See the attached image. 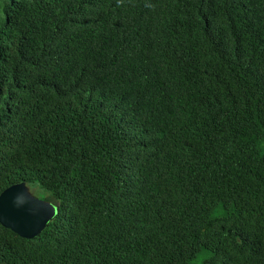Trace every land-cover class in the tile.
Here are the masks:
<instances>
[{
  "label": "trees",
  "instance_id": "1",
  "mask_svg": "<svg viewBox=\"0 0 264 264\" xmlns=\"http://www.w3.org/2000/svg\"><path fill=\"white\" fill-rule=\"evenodd\" d=\"M0 1V264H264V0Z\"/></svg>",
  "mask_w": 264,
  "mask_h": 264
},
{
  "label": "water",
  "instance_id": "2",
  "mask_svg": "<svg viewBox=\"0 0 264 264\" xmlns=\"http://www.w3.org/2000/svg\"><path fill=\"white\" fill-rule=\"evenodd\" d=\"M54 206L29 194L23 183L0 192V226L17 237H36L55 215Z\"/></svg>",
  "mask_w": 264,
  "mask_h": 264
},
{
  "label": "rangeland",
  "instance_id": "3",
  "mask_svg": "<svg viewBox=\"0 0 264 264\" xmlns=\"http://www.w3.org/2000/svg\"><path fill=\"white\" fill-rule=\"evenodd\" d=\"M0 5H2L0 1ZM217 213V211H215ZM210 254L208 250L202 249L198 254L193 257L192 259L187 261V264H202V261L205 257H207Z\"/></svg>",
  "mask_w": 264,
  "mask_h": 264
},
{
  "label": "clouds",
  "instance_id": "4",
  "mask_svg": "<svg viewBox=\"0 0 264 264\" xmlns=\"http://www.w3.org/2000/svg\"><path fill=\"white\" fill-rule=\"evenodd\" d=\"M19 184V183H18ZM26 187V186H25ZM2 192V191H1ZM30 194V193H29ZM31 195V194H30ZM50 204V203H49ZM53 206V205H52ZM55 207V206H54ZM56 209V208H55ZM56 214V213H55ZM21 239V238H20Z\"/></svg>",
  "mask_w": 264,
  "mask_h": 264
}]
</instances>
